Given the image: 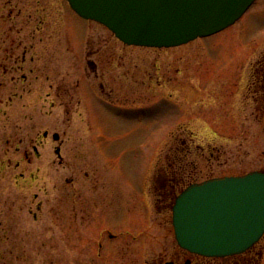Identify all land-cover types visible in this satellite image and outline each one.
<instances>
[{
	"label": "rangeland",
	"instance_id": "1",
	"mask_svg": "<svg viewBox=\"0 0 264 264\" xmlns=\"http://www.w3.org/2000/svg\"><path fill=\"white\" fill-rule=\"evenodd\" d=\"M241 22L138 47L66 0H0V264H152L170 190L264 171V117L229 65L264 16L238 47Z\"/></svg>",
	"mask_w": 264,
	"mask_h": 264
},
{
	"label": "water",
	"instance_id": "2",
	"mask_svg": "<svg viewBox=\"0 0 264 264\" xmlns=\"http://www.w3.org/2000/svg\"><path fill=\"white\" fill-rule=\"evenodd\" d=\"M255 0H67L127 45L170 48L235 23ZM57 138V134L54 135ZM178 245L204 256L241 253L264 234V171L193 183L175 198Z\"/></svg>",
	"mask_w": 264,
	"mask_h": 264
},
{
	"label": "flooded vegetation",
	"instance_id": "3",
	"mask_svg": "<svg viewBox=\"0 0 264 264\" xmlns=\"http://www.w3.org/2000/svg\"><path fill=\"white\" fill-rule=\"evenodd\" d=\"M258 1L259 0H255L252 5L245 11L242 17L238 20L242 21L240 24V27L242 28H240V36H237L238 38H240L237 45L238 47L241 46L240 43L246 44L249 42L248 36H246L247 29L251 27V24L259 25L261 19L264 16V4L263 7H261L254 13H250L251 7H253ZM238 21H236L230 27L234 26ZM230 27L213 35L197 38L194 41L198 39L202 40L220 36L222 34H225L224 32ZM244 39L245 41H243ZM253 40L254 39H252L251 41L253 42ZM220 43L221 40L217 41L216 45ZM229 51L231 52V54L229 55L231 56L229 65L237 68L235 86L232 90L233 95H241V97H248V95H250L251 93L253 99H255L256 102H259V107L257 111L259 112L261 117H264V45L262 44L258 48V50H256L252 54H249L247 48L243 46H241L240 51L236 53L232 46L229 47ZM55 134L56 133L53 134V139L58 140L59 136L57 135V138H54ZM44 135L46 136L47 132H45ZM57 151L59 153L58 149ZM171 165L172 163L168 161L167 166L170 167ZM170 189H175V185L172 184ZM170 193L171 194H169L168 196L165 195V198L161 199V202H164L168 199V203L164 202L162 208H165V211H168L167 207H169V212L171 213V206L175 197L174 191L170 190ZM162 208L159 207L158 211H161ZM162 221L164 224L161 223V225H165V228L169 226V231L173 233L171 220L169 222V225L167 217H163ZM168 234L169 232H167L166 237L168 236ZM114 236L115 235L108 234V237L110 238H113ZM263 238L264 235L260 238L257 243L252 245L244 252L217 257L200 255L180 247L177 244L173 233V244L167 246L164 245L163 249H161L159 253H156L154 263L152 264H264Z\"/></svg>",
	"mask_w": 264,
	"mask_h": 264
}]
</instances>
